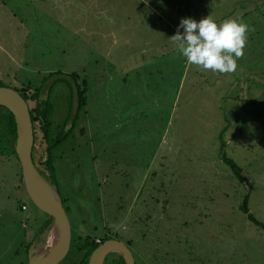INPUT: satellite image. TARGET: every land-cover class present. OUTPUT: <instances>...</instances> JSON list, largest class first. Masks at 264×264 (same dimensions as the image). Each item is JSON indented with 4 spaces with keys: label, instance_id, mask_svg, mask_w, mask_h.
I'll list each match as a JSON object with an SVG mask.
<instances>
[{
    "label": "rangeland",
    "instance_id": "obj_1",
    "mask_svg": "<svg viewBox=\"0 0 264 264\" xmlns=\"http://www.w3.org/2000/svg\"><path fill=\"white\" fill-rule=\"evenodd\" d=\"M209 14L250 26L233 73L188 64L168 39ZM69 73L85 88L79 107ZM0 84L49 86L55 121L77 120L54 175L74 241L118 236L137 264H264V0H0ZM3 144L0 264H16L35 219H50L47 244L52 227ZM246 190L263 225L239 207ZM76 244L54 264H73Z\"/></svg>",
    "mask_w": 264,
    "mask_h": 264
},
{
    "label": "water",
    "instance_id": "obj_2",
    "mask_svg": "<svg viewBox=\"0 0 264 264\" xmlns=\"http://www.w3.org/2000/svg\"><path fill=\"white\" fill-rule=\"evenodd\" d=\"M0 105L12 114L15 136L12 148L18 159L21 179L25 192L31 201L51 216L54 240L40 252L30 247L27 264H53L67 250L69 240V221L57 189L45 179L32 162L30 151L33 141L32 124L24 98L13 87L0 84ZM118 252L124 264H134L128 247L119 239L104 238L90 251L85 264H101L107 252Z\"/></svg>",
    "mask_w": 264,
    "mask_h": 264
},
{
    "label": "flooded vegetation",
    "instance_id": "obj_3",
    "mask_svg": "<svg viewBox=\"0 0 264 264\" xmlns=\"http://www.w3.org/2000/svg\"><path fill=\"white\" fill-rule=\"evenodd\" d=\"M13 88H15L19 93H21V96L24 98L26 105H27V108H28V111H29L30 119L32 116L33 117L35 116V111L37 110V107L39 105H41V103H45L48 106V114L47 115H48L49 123L46 126L42 125V122H40V118L39 119L35 118L33 121L31 119L33 141H32L30 155H31L32 162L34 163L35 167L38 169L40 174L41 175L45 174L47 177L46 179H48V181L57 189L56 180H55L54 175L58 171L62 172V170L58 169V153H56L55 151L58 148V146L60 144H62L63 141L69 137L70 126H72V128H73L75 123L77 122V120H76V122L73 121V123H72L70 121V117H68V113H66V115H64L60 120L55 121V119L53 118L54 117L53 113H55L54 104L51 101L52 99L49 97V94H50V87L49 86L47 87L46 90L45 89L43 90V88L42 89L40 88V90L36 94H35V92H36L35 87L32 89V91H29V92L24 87H13ZM41 92H43V95ZM75 129L78 130V125ZM78 132H79V130L77 131V133ZM59 137L61 138L60 142L53 144V142ZM61 154H63V152H61ZM65 156L68 157L67 152L65 153ZM74 157H76V159H78V156H74ZM44 163L46 164L45 166L43 165ZM49 165H50V167L48 169L47 167ZM57 191H58V189H57ZM59 196H60V194H59ZM60 198H61V196H60ZM61 202L63 205V199L62 198H61ZM63 207H64V205H63ZM64 210H65V207H64ZM67 218H68V215H67ZM38 219L39 218H36L34 221L35 225L32 228L31 239L29 240V242H27L23 245L24 246L23 247L24 257H25L24 259L25 260H24V262H22V259H18L16 264H27V254L29 252L31 245H32V247L35 248L36 252H40V251H42V250H44L50 246V244L45 243V233H46L45 223L46 222L42 219H39V220ZM68 221H69V219H68ZM69 230H70V234H69L67 249L69 250L68 252L70 254L72 253L71 252L72 250H70L72 248V243L77 242V244L75 245V252L78 255L76 257L77 258L76 261L73 264H75L83 255V252H84L83 241L85 238H86L88 243H90L91 241L98 243L105 238L104 237L105 233H103L101 236H99L97 238H93L92 236H90L88 234H84V235H82L81 240H79V238L77 236V240L74 241V237L71 235L72 229H70V224H69ZM109 238H111V237H109ZM112 238H116V239L121 240L128 247V249L130 250V252L132 254L134 264H137V258H138L137 254L135 252L133 253L132 250L129 248V245L127 243L128 241L123 240V239L119 238L118 236L117 237L112 236ZM88 255H87V257H88ZM120 258L122 259L121 255L117 252V256H115L112 259V262L114 264H121ZM86 260H87V258H86ZM85 263H86V261H85Z\"/></svg>",
    "mask_w": 264,
    "mask_h": 264
},
{
    "label": "clouds",
    "instance_id": "obj_4",
    "mask_svg": "<svg viewBox=\"0 0 264 264\" xmlns=\"http://www.w3.org/2000/svg\"><path fill=\"white\" fill-rule=\"evenodd\" d=\"M180 28L184 29L183 34ZM250 30L241 15L218 23L209 14L199 21L181 19L176 34L168 39L188 64L200 70L229 74L237 70V61L244 56Z\"/></svg>",
    "mask_w": 264,
    "mask_h": 264
},
{
    "label": "trees",
    "instance_id": "obj_5",
    "mask_svg": "<svg viewBox=\"0 0 264 264\" xmlns=\"http://www.w3.org/2000/svg\"><path fill=\"white\" fill-rule=\"evenodd\" d=\"M68 75H70V78H71V83L72 85L70 84V93H71V97L73 96V99L75 101V105L76 107H79L81 104H83L84 102V90L85 88L84 87H80L77 85L76 83V80H75V76H73L72 73H69ZM66 82L67 80L65 78H63ZM41 86H37L35 88L36 93H38V91L40 90ZM42 89V88H41ZM21 94V93H20ZM2 108L5 109L6 113H7V119L3 122L0 123L4 125V128H3V132L2 135L0 136V142L1 140L3 141V146H5L9 151L8 153H14V150L12 148V144H13V139H14V136H15V131H14V121H13V118H12V114L11 112L4 106L0 105ZM48 106L47 104L45 103H41V105H39L37 107V110L35 111V116L31 117L32 121L36 118V119H39L40 118V122H42V125L43 126H46L48 123H49V120H48ZM68 117L69 116V113H68ZM74 116L70 117V121L73 123L74 121ZM72 126H70V129L69 131L71 130ZM61 138H57L53 144L55 143H58L60 142ZM221 158H223L224 162L229 166L232 174L241 182V183H244L245 185H247L248 181L247 179L241 174L240 172V167L230 158V157H227V156H224V155H221ZM44 166L46 165L45 163L43 164ZM50 165L47 167L49 169ZM45 179L47 178L45 174L42 175ZM48 180V179H47ZM247 190L245 191L243 197H242V200L240 201L239 203V207L242 211L246 212V216L250 219H252L253 221H255L256 223L260 224V225H263L262 223H260L258 220H256L253 215L248 211V208H247ZM51 218V216H50ZM45 225H47L49 222H50V219H46L45 220ZM105 238H109V237H112L110 236L109 234H105L104 235ZM103 237V238H104ZM102 239V238H101ZM91 241V240H90ZM97 244V242H94V241H91L90 243L87 242L86 238L84 239L83 241V246H84V252H83V255L82 257L75 263V264H84L85 261H86V258H87V255L89 254V252L92 250V248ZM120 261H121V264H124L123 260L120 258Z\"/></svg>",
    "mask_w": 264,
    "mask_h": 264
},
{
    "label": "bare ground",
    "instance_id": "obj_6",
    "mask_svg": "<svg viewBox=\"0 0 264 264\" xmlns=\"http://www.w3.org/2000/svg\"><path fill=\"white\" fill-rule=\"evenodd\" d=\"M48 238H51V242L54 240V234L53 233H49V235H48Z\"/></svg>",
    "mask_w": 264,
    "mask_h": 264
},
{
    "label": "built area",
    "instance_id": "obj_7",
    "mask_svg": "<svg viewBox=\"0 0 264 264\" xmlns=\"http://www.w3.org/2000/svg\"><path fill=\"white\" fill-rule=\"evenodd\" d=\"M21 207H23V204H21Z\"/></svg>",
    "mask_w": 264,
    "mask_h": 264
}]
</instances>
